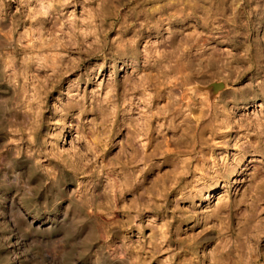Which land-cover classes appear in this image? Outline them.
I'll use <instances>...</instances> for the list:
<instances>
[{
    "label": "rangeland",
    "instance_id": "1",
    "mask_svg": "<svg viewBox=\"0 0 264 264\" xmlns=\"http://www.w3.org/2000/svg\"><path fill=\"white\" fill-rule=\"evenodd\" d=\"M0 264H264V0H0Z\"/></svg>",
    "mask_w": 264,
    "mask_h": 264
},
{
    "label": "bare ground",
    "instance_id": "2",
    "mask_svg": "<svg viewBox=\"0 0 264 264\" xmlns=\"http://www.w3.org/2000/svg\"><path fill=\"white\" fill-rule=\"evenodd\" d=\"M143 34V33H142ZM218 85V84H217ZM217 87V86H216ZM215 87V89H216ZM218 89V88H217ZM223 90V89H222ZM214 93H216L214 96L215 97H219L221 95V92L220 91H215Z\"/></svg>",
    "mask_w": 264,
    "mask_h": 264
}]
</instances>
